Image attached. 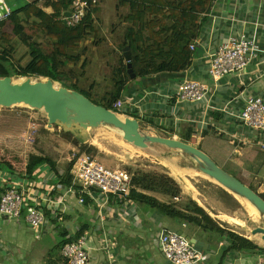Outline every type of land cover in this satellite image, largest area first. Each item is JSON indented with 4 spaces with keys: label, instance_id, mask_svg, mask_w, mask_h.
Wrapping results in <instances>:
<instances>
[{
    "label": "crops",
    "instance_id": "crops-1",
    "mask_svg": "<svg viewBox=\"0 0 264 264\" xmlns=\"http://www.w3.org/2000/svg\"><path fill=\"white\" fill-rule=\"evenodd\" d=\"M2 1L11 13L35 3L46 13H53V8L46 6V0ZM121 3L129 5L128 0H102L93 10L94 27L86 41L91 52L111 49L116 54H123L126 48H122L123 37L130 25L126 20L130 7ZM197 25L200 29L191 43L196 45V49L192 50L187 70L132 79L124 97L135 100L144 112L126 106L124 115L137 119L150 135L177 138L199 148L229 174L248 181L252 186L244 184L264 197V149L258 144L257 136L245 129L238 119L249 98L264 99V52L241 74L227 76L216 84L208 75L211 55L231 37L246 35L256 39L264 49V0H215L211 12L203 15ZM101 71L99 69L91 76L103 82L105 75ZM186 78L210 86L207 101L200 105L178 104L170 98ZM64 80L70 81L67 78L61 81ZM67 150L70 155L65 161L49 157L56 165L55 170L46 166L40 169L35 179L28 178L26 171L14 174V170L0 168V193L16 183H23L26 198L33 203L30 206L41 209L47 219L38 240L37 232L24 221L16 222L0 215V264H65L61 255L62 244L66 241L63 235L66 233L68 239H73L82 231L83 235H88L89 264H170L155 241L162 230L188 236L195 248L206 255L203 264H232L238 259L247 264H264V255L228 252L230 243L227 235L215 228L231 230L217 221L212 203L208 202L207 207L201 196L195 193L192 180L198 174L185 164L186 160L180 155L164 156L158 152L153 156L156 161L151 160L145 166L151 170L145 171L159 169V172L168 174L180 185L182 194L170 197L148 191L143 193L165 204L175 205L186 214H192L188 206L190 201H195L212 218L210 230L171 218L130 198L123 203L111 199L101 210L99 204L102 200L97 195L88 197V200L85 198V203L80 204L79 197L68 194L69 187L62 186L60 182L61 176L67 175L70 165H73L71 155L75 149L69 145ZM190 180L188 188L186 183ZM100 214L104 221H101ZM239 235L264 249L261 236Z\"/></svg>",
    "mask_w": 264,
    "mask_h": 264
},
{
    "label": "trees",
    "instance_id": "trees-1",
    "mask_svg": "<svg viewBox=\"0 0 264 264\" xmlns=\"http://www.w3.org/2000/svg\"><path fill=\"white\" fill-rule=\"evenodd\" d=\"M46 1V6L53 8L52 14L46 13L35 3L12 12L8 19L0 23L1 78L35 77L56 82L66 78L72 79L75 70H78V67L82 68L84 54L88 50L85 43L94 27L93 10L98 6L90 8L82 24L69 28L63 18L71 9L72 0ZM128 1L129 5L121 3L130 7V15L126 17L130 25L125 29L122 48L130 47L137 77L143 79L152 74H177L186 71L193 56L191 43L196 39L200 29L197 21L211 12L215 0ZM41 36L46 39L45 43L49 44L50 53L42 51L40 44L43 41L41 43L38 41L41 40ZM17 55L20 57L19 60L12 61V57ZM114 57L118 60L117 65L113 66L109 76L103 78V82L87 79L90 88L83 90L79 86V78L85 76L83 69L81 75L75 76L77 81L73 85V90L112 111L114 103L125 98V93L132 82L123 54L118 52ZM98 86L102 87L104 92L101 97L103 102L92 98L93 90ZM46 166H51L53 170L56 168L49 157L31 155L26 166L28 178L35 179L41 172L40 169ZM71 169L72 164L67 175L60 178L61 185L66 188L72 186ZM6 170L10 171L12 167L8 165ZM146 191L179 197L182 194L181 187L168 174L145 170L134 172L129 198L171 218L180 219L205 231L210 230L212 218L195 201H190L188 206L192 214H186L175 205L165 204L155 197L144 194ZM232 200L236 201L234 198ZM215 229L227 235L230 243L228 252L234 250L248 256L264 255V249L253 241L231 231H222L218 226ZM83 232L73 239H68V234L65 233L63 236L66 241L62 246L77 241L83 236Z\"/></svg>",
    "mask_w": 264,
    "mask_h": 264
},
{
    "label": "rangeland",
    "instance_id": "rangeland-1",
    "mask_svg": "<svg viewBox=\"0 0 264 264\" xmlns=\"http://www.w3.org/2000/svg\"><path fill=\"white\" fill-rule=\"evenodd\" d=\"M31 31L30 29L29 33ZM40 39L38 40L40 43L44 41L40 44L42 51L50 53L51 48L48 43H45L46 39L42 36ZM85 47L88 48L86 43ZM114 56L115 53L111 49L107 51H101L100 49L93 52H91V49L86 51L84 63L81 65L82 68L78 67V70H75L72 79L69 78L70 81H56L57 86L73 90V85L77 81V79L75 80V76L81 75L83 69H85V76L82 79L79 78V86L83 90H88L90 82H87V79L90 81L97 80L94 76H91L92 73L96 74L100 69L103 76L110 75L113 66H116L118 62ZM19 58L18 55L14 56L12 57V61L17 62ZM107 72L109 73L107 74ZM32 79L33 81L46 80L35 77H32ZM14 80L20 83L26 80V78L14 77ZM99 86L93 90L94 96L92 98L98 102H103L101 97H103L104 92L101 89L102 87ZM119 115L123 118L127 117L123 114ZM144 128L142 129L143 132L149 134V131L144 130ZM69 145L75 149L72 152L71 159L74 155L86 154L105 164L107 167L128 170L131 174L138 170H151L145 166L151 163V160L154 159L153 156L158 152L164 156L180 155L186 160L185 164L187 166L196 170L198 177L192 180L193 189L196 191V194L198 193L201 196L200 198L204 205L209 207L208 202L212 203L214 210L211 209L217 217L215 218L218 222L232 232L245 236H251L252 231L259 227L262 222L263 217H260L258 212L256 213H258L259 219L252 218L247 205H245V202H242L244 199L231 194L219 184L212 182L211 178L205 176L198 168L196 161L181 151L157 145H152L147 150H140L125 141L122 135L111 127L101 126L85 132L79 128L66 130L61 125H54L51 128L44 110L32 109L26 105H17L11 108L0 107V168L2 170H6L8 165H10L15 173H25L28 160L34 154L65 161L70 155L67 150ZM203 149L205 150V147ZM169 153L172 154L169 155ZM152 171L159 172V169H152ZM239 179L243 183L249 184L245 179H241L240 177ZM190 182L191 180L187 182L188 188L190 187ZM231 197L236 201H233ZM31 204L33 203L29 199L25 201V205L29 206ZM222 215L238 220L240 224L220 219L218 216ZM216 239L214 238L213 240Z\"/></svg>",
    "mask_w": 264,
    "mask_h": 264
},
{
    "label": "built area",
    "instance_id": "built-area-1",
    "mask_svg": "<svg viewBox=\"0 0 264 264\" xmlns=\"http://www.w3.org/2000/svg\"><path fill=\"white\" fill-rule=\"evenodd\" d=\"M101 2L102 0H72L71 9L66 13L69 16L63 18L67 27L73 28L82 24L90 8L99 6ZM10 16L11 12L7 11L0 17V23ZM195 49L196 45H191V50ZM263 52L264 49L254 38L246 35L229 38L211 55L208 71L210 80L216 84L227 76L243 73ZM209 91L210 86L207 83L186 78L179 83L170 98L178 104L200 105L207 101ZM126 106L138 108L137 111L140 113L144 112L139 103L130 98L115 102L113 112L124 115ZM238 119L245 129L257 136L258 144L264 149V99L249 98ZM71 162L73 163L71 169L73 181L67 193L79 197L80 204L85 203V196L94 197L95 195L102 200L99 204L100 210L111 199H116L120 203L129 200L132 174L128 170L107 167L86 154L74 155ZM25 193L23 183H16L0 193V215L14 219L16 222L24 221L37 232L36 238L39 240L42 236L40 231L47 219L45 213L37 206L25 205L27 201ZM100 219L105 220L102 214ZM155 241L170 264H203L206 260V255L195 248L188 236L180 232L162 230ZM87 242L86 234L77 241L64 245L61 255L65 264H89L90 253ZM232 264L247 263L238 259Z\"/></svg>",
    "mask_w": 264,
    "mask_h": 264
},
{
    "label": "water",
    "instance_id": "water-1",
    "mask_svg": "<svg viewBox=\"0 0 264 264\" xmlns=\"http://www.w3.org/2000/svg\"><path fill=\"white\" fill-rule=\"evenodd\" d=\"M6 12L5 3L0 0V17ZM123 56L127 63L128 74L131 79H136L137 74L133 68V55L130 47L124 49ZM17 105L44 110L51 128L54 125H61L66 130L79 128L85 132L89 129L107 126L123 133L124 140L139 149L147 150L152 145H162L187 154L196 161L198 168L205 175L217 181L231 194L251 202L259 210L263 219L259 227L252 231V235L261 236L264 242V198L221 168L199 148L177 138L146 134L137 119L123 118L112 110L95 104L78 91L58 87L51 79L33 81L32 78H26L18 83L13 77H0V107L11 108Z\"/></svg>",
    "mask_w": 264,
    "mask_h": 264
},
{
    "label": "bare ground",
    "instance_id": "bare-ground-1",
    "mask_svg": "<svg viewBox=\"0 0 264 264\" xmlns=\"http://www.w3.org/2000/svg\"><path fill=\"white\" fill-rule=\"evenodd\" d=\"M22 80V79H21ZM20 80V81H21ZM57 84V83H56ZM116 131H118V130H116ZM121 135H122V137H123V133H121L120 131H118ZM141 150V149H140ZM166 162H168V161H166ZM165 163V162H164ZM176 167V166H175ZM182 169V168H181ZM183 169H185V168H183ZM183 172V171H182ZM178 173H180V172H178ZM183 175H184V172H183ZM205 176H207V175H205ZM182 177H184V176H182ZM209 177V176H208ZM212 181H214L216 184L218 183L217 181H215L214 179H212ZM187 184V183H186ZM190 184V183H189ZM219 184V183H218ZM220 185V184H219ZM193 187V186H192ZM246 199H244V200H242V202H245V205H247V209L249 210V212H250V215H252V218L253 219H259V216H258V213H259V215H260V217H262V215H261V213L259 212V210L251 203V202H249V201H245ZM256 210V211H255ZM256 212H258V213H256ZM220 218L221 219H223V220H228V218L226 219V217L225 216H220ZM230 220V219H229ZM230 221H232V222H234L235 224H240L239 223V221L238 220H235V219H231Z\"/></svg>",
    "mask_w": 264,
    "mask_h": 264
}]
</instances>
